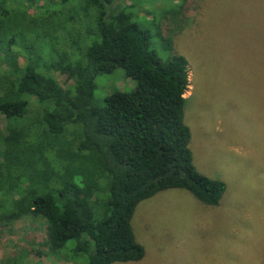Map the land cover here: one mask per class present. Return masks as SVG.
<instances>
[{"label": "trees", "instance_id": "1", "mask_svg": "<svg viewBox=\"0 0 264 264\" xmlns=\"http://www.w3.org/2000/svg\"><path fill=\"white\" fill-rule=\"evenodd\" d=\"M138 1L0 0V227L49 224L46 251L22 249L0 264L139 261L141 201L177 188L219 204L225 184L198 171L190 148L189 62L152 49ZM169 35L160 34L172 50ZM117 69L135 88L96 99L98 78Z\"/></svg>", "mask_w": 264, "mask_h": 264}, {"label": "rangeland", "instance_id": "2", "mask_svg": "<svg viewBox=\"0 0 264 264\" xmlns=\"http://www.w3.org/2000/svg\"><path fill=\"white\" fill-rule=\"evenodd\" d=\"M134 11L160 57L188 60L185 124L194 165L222 181L225 192L218 205L177 188L144 199L132 220L144 257L113 264H264V0H140ZM162 32L171 34L172 50ZM80 56L77 51L72 60ZM54 76L68 84L65 75ZM97 84L95 98L102 101L116 90L131 91L136 81L117 69ZM48 226L27 217L0 227V261L22 249L46 251ZM30 264L81 261L50 256Z\"/></svg>", "mask_w": 264, "mask_h": 264}]
</instances>
